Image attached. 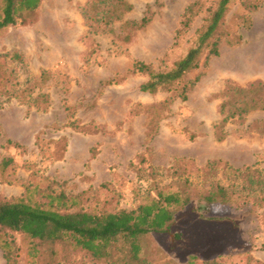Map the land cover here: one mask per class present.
Returning <instances> with one entry per match:
<instances>
[{
  "label": "rangeland",
  "instance_id": "374dc122",
  "mask_svg": "<svg viewBox=\"0 0 264 264\" xmlns=\"http://www.w3.org/2000/svg\"><path fill=\"white\" fill-rule=\"evenodd\" d=\"M89 1L43 0L36 21L0 35V79L12 89L0 96V163L13 159L0 170V196L35 184L69 196L88 190L81 204L112 211L179 191L171 236L147 234L133 264H188L192 256L194 264H264V191L229 204L205 198L213 185L229 184L226 164L264 171V108L240 116L244 95L236 93L264 83V0H233L219 54L206 61V50L198 68L156 92L142 90L148 74L136 63L171 69L220 0H128L130 11L95 30L82 14ZM144 16V27L130 24ZM16 52L22 60L12 59ZM196 79L183 99L182 87ZM70 254L60 264H108ZM0 264H7L1 247Z\"/></svg>",
  "mask_w": 264,
  "mask_h": 264
},
{
  "label": "trees",
  "instance_id": "16d2710c",
  "mask_svg": "<svg viewBox=\"0 0 264 264\" xmlns=\"http://www.w3.org/2000/svg\"><path fill=\"white\" fill-rule=\"evenodd\" d=\"M232 1L218 2L216 9L210 12L208 23L200 32L196 44L171 69L156 71L150 64L137 62L136 70L148 74V80L141 85L142 90L156 92L159 89H172L190 70L200 66L206 50V61L218 55L220 28ZM42 3L43 0H0V35L11 26L36 21ZM194 6L195 3L186 9L182 28H189L193 21ZM131 9L132 4L128 0H90L82 8V14L90 29L95 30L102 24L111 25ZM149 21L150 18L144 16L140 21L130 24L144 27ZM12 59L20 61L22 57L16 52ZM2 65L0 61V75L6 73L5 65ZM197 80L189 81L182 87L183 99L187 98V92ZM7 83L3 77L0 79V96L11 94L12 89L8 88ZM263 90L262 82L237 89L236 93L244 95L238 111L240 116L250 110L264 108V99L260 95ZM253 93L254 96L251 95ZM9 99L10 96L7 100ZM228 118L229 116L224 118L223 123ZM218 139L222 140L223 137ZM12 163V158H4L0 163V170L4 172ZM256 172L259 173L258 177L254 175ZM224 174L230 180L229 184L213 185L205 196L209 203L229 204L235 198L247 199L264 191L263 170L249 165L234 168L226 164ZM239 180L245 194L237 192ZM87 191L69 196L63 191L35 184L27 186L25 194L21 196H0V247L7 264H21L23 259H26L27 264L68 263L70 253L76 250L85 251L108 264L136 263L140 260L147 234H172L176 210L184 201L179 191L161 190L155 197L132 210L109 211L81 204L78 197ZM41 257L49 258V261L40 262ZM194 259L195 256H192L188 264H194Z\"/></svg>",
  "mask_w": 264,
  "mask_h": 264
}]
</instances>
